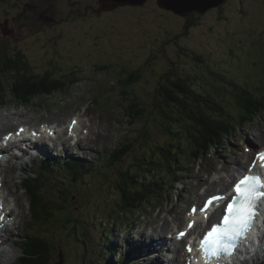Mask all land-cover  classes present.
Here are the masks:
<instances>
[{
    "label": "rangeland",
    "instance_id": "374dc122",
    "mask_svg": "<svg viewBox=\"0 0 264 264\" xmlns=\"http://www.w3.org/2000/svg\"><path fill=\"white\" fill-rule=\"evenodd\" d=\"M96 1L50 0L53 7L48 16L52 14L60 22L54 27L40 28L31 37L29 31H33L36 20L21 16L26 1L19 0L18 3V0H0V35L6 37L4 31L5 29L8 31L7 36L15 40L16 47L22 48L36 73L53 70L54 76L59 78L75 72L80 79L75 86L65 82L64 89L55 90L53 95L46 94L34 98L29 105L23 102H10L6 108L0 109V133L15 131L21 124H30L39 128L43 124L53 126L60 124L65 127L66 132L68 126L69 128L71 126L70 122L74 121L77 127L80 121L86 126L91 125L93 131L91 135L84 134L89 136L88 140H81L80 136H71L68 144L64 142L62 144L57 140V136H55V144L50 139L46 140L51 150L49 157L61 156L64 159L65 150L67 151L65 146L70 147V153L74 156L70 158L72 162L70 167L68 166L69 169L65 160L57 161L55 165L43 166V161L49 157L43 153L37 154L38 151L34 155L26 151L21 161H13L14 169L11 165L2 169L3 174L8 173L13 178L11 180L13 190L22 197L24 210L22 225L17 227V232L19 233L20 229L21 234L20 243L15 246L17 252L12 258V264L13 262L17 264L22 259L23 252L30 258V246L38 235L51 236L52 242L57 245L53 248L45 242L46 264H55L61 259L58 255L59 248L65 254L64 264H107V259L112 264H120L124 259L128 260L127 264H131L126 256H131L129 248L132 245L136 246L132 240L140 239L142 245L167 236L162 233L165 232L164 230L171 232L175 226L178 227L179 222H183L184 217L181 213H184L193 202L191 200L193 194L201 193L199 189L201 184H205L207 175L220 178L226 172L231 173L235 169L233 166L235 158L241 156V160H245L243 155L245 151L243 152L242 148L245 141L256 143L259 147L264 146V109L253 117H256L253 121H241L237 112H241L242 107L241 111H230L228 114L223 112L220 116L225 124H222L233 125L236 129L232 130V135L227 136L225 141H220L209 161H197L196 155L191 154L192 146L182 141L183 153L180 154L175 168L170 165L164 170L154 171L152 174H156V178L154 176H150L151 179H147V176L144 178L147 181L160 180L158 176L169 170L172 171L171 175L175 174L174 181L170 178H165L163 182L159 181L161 183L159 187L165 186L169 188L168 190L155 191L154 196L158 198L159 195L165 194V202L152 200L145 202L134 212L131 211L133 208L122 212L118 203L120 195L114 186L119 171L114 170V176L111 174L106 177L107 168L104 165L109 162L106 159H110L111 154L122 156L125 150L136 143L138 128L144 123L142 120L132 125L131 118L125 113L126 109L121 102L124 101L121 96L123 77L129 76L130 72L140 71V79L131 85L128 91L131 97L138 95L140 101L145 102L149 110L157 108L155 102H160V96L155 93V99L154 92L162 78L166 79L163 74L169 73L172 69L174 70L171 71L172 77L185 75L189 70L203 72L199 78L201 83L196 80L197 88L214 80L223 84L224 89L218 91L216 87H212L210 91L219 93L223 90L228 94L226 88H230L232 92L234 88L242 87L240 84H235L247 82L249 85L244 84L248 89L263 93L264 0H226L222 4V9L217 10L215 7L202 16L200 13H195L197 23L187 34L183 30L184 17L160 7L157 0H150L143 4L144 6H135L141 7V10L137 8L141 12L136 17L138 26L136 33L128 31L131 27L128 23L133 22L128 21L125 9L104 15H97L93 11L87 12L91 8L89 6L96 4ZM9 11L13 14L8 15ZM19 14L21 20L23 19L20 26L13 29V22L10 20L11 23L2 28L3 23L5 24L11 17L16 20ZM32 15L36 17L34 12ZM176 34L179 36L172 40L171 37ZM174 41H178L187 51L182 50ZM5 49L7 50L6 45L0 37V54ZM9 49L14 50L12 47ZM193 52L200 54L202 61L196 59L191 54ZM148 56L153 58L149 60ZM250 89L249 92L253 94ZM8 95L12 97L11 93ZM241 103L244 105L246 101ZM210 112L215 114L212 110ZM78 115L80 120H74ZM230 115L238 119H233ZM159 120L161 119L154 121L155 125L151 128L152 136L148 143L142 142V147L145 144L144 150H141L138 141L136 149L125 155L123 167L130 165L138 169L140 167L138 164L144 162L142 160L144 152L146 156H155L156 151H159L155 148L158 144L164 141L168 143L175 138L173 133H170L166 139L160 135L163 132L158 128L161 123ZM171 128L177 130V127L171 126ZM189 128V131L183 129L178 131L179 137L188 132L201 134L200 131H205L204 128L198 131L197 127L192 125ZM83 129L88 132V128ZM141 135L143 140L148 139L146 131H141ZM73 139L81 140L82 143L78 142L74 145ZM78 161L85 169L86 165H91L95 169L75 180L70 169L74 170L72 165L77 164ZM224 163L226 168H229L213 173V167L219 170L223 168ZM75 169L80 173L84 171L82 166H77ZM26 171L29 172L28 181L32 180L31 176L38 171L37 184L40 183V179L41 182L48 184L44 186L43 193L48 202L54 201L56 208L54 216L49 220L35 222L36 218L30 215L36 204L37 190L40 189L29 182H22L26 177ZM43 171L51 175H44ZM21 182L24 183L23 188L18 187ZM228 185L229 183L226 182L222 187ZM214 190V187L210 188V192ZM31 198L35 200L33 204ZM9 201L12 205H16L15 196L9 198ZM58 204L63 208L61 211L57 210ZM48 206L53 207L54 210L52 204ZM120 212L122 214H119ZM166 218L169 220L168 224L172 219L178 218V221L176 220L170 228H165ZM30 219L31 228L25 229L24 226ZM57 219L60 221L56 222ZM158 228L161 231L155 234ZM150 233L153 236H150ZM164 259H176V257L171 258V253H167ZM151 261L152 259L145 253L139 262L132 264L154 262Z\"/></svg>",
    "mask_w": 264,
    "mask_h": 264
},
{
    "label": "trees",
    "instance_id": "16d2710c",
    "mask_svg": "<svg viewBox=\"0 0 264 264\" xmlns=\"http://www.w3.org/2000/svg\"><path fill=\"white\" fill-rule=\"evenodd\" d=\"M149 1L150 0H147L145 3ZM222 6V4L217 6V10L222 9ZM89 7L91 8H89L87 12L93 11L97 15L112 14L118 10L120 11L121 9H125L126 15L129 19L127 20L129 22H133H127L131 26L128 31L136 33L138 28V26L136 25V17L141 12L137 8H140L141 10V7L126 5L120 6L116 9L104 10L99 13V0L96 1V4L90 5ZM210 10H213V8L209 9L208 11ZM195 13L198 12L193 11L187 16H182L185 19L183 30L186 34L197 23ZM203 14L200 13L201 16ZM177 36L179 35L176 34L173 36V38L171 37V39L175 40V37ZM0 37H2V42L6 45L7 50L10 47L14 49H9L8 51L5 49L3 53L1 52L0 54V105H5L9 97L8 93H11L12 95H15L19 98H24L27 102H30L35 97L46 94L52 95L55 90L64 89L65 82H68L73 86L80 82L79 76L76 75L75 72L68 75H62L59 78L54 76L55 73H53V70H47L44 73H36L32 63L26 59L22 48L16 47L17 45L15 44L16 42L14 41V39L10 38L9 36L3 37L2 35H0ZM174 42L182 50L187 51L179 44L178 41ZM142 48L143 47H141V50H143ZM191 54L195 56L196 59L202 61L200 54H198L197 52H193ZM151 58H153V56H151L150 58L148 56L149 60ZM195 68L199 70L198 67L195 66ZM171 71L174 70L172 69ZM171 71L169 73L163 74L166 79L162 78L159 86L154 92V96L155 93L160 96V102H155V106H157V108H151L152 110L147 109V105L144 104L145 102L140 101L141 98L138 95H132L131 97L130 91H128V88L140 79V71L136 70L130 72V75L127 77H123L121 81L123 85L121 89V96L124 100L121 102L122 106H124V108L126 109L125 113L132 120V125H135L137 122H141L142 120H144L143 126L141 128H138L136 143L132 146L128 145L130 146L129 149L125 150L122 156L121 154L118 156L114 154L110 159H106L109 162L104 165V167L107 168V173L105 175L106 177L110 176L111 174L114 176V170L118 169L119 171V176L116 178L114 186L120 195L118 203L122 212L127 211L128 208H133L131 211L134 212L139 209L145 202L157 199L164 200L162 197L158 198V196H154V194L156 195L155 191L156 189H159L161 192L164 189L165 191L168 190L169 188H166L165 186L163 188H160V182H163L165 178H170L173 181L176 180L175 174L171 175L170 172L172 171L169 170V172L166 171L165 174H160L158 176L159 178H161L160 180L155 179L147 181L144 180V178L145 176H147V179H151L150 176H154L156 178V174H152L154 171L164 170L170 165L175 168L180 154L182 155L183 153V146L181 145L182 141H184V144L192 146L191 154L196 155L197 161H207L208 159H210L209 151L212 150L213 147L218 148L217 145L220 144V141H225V138H227V136L232 135V130L236 129L233 125H223L225 123L220 114H222L223 112H227L225 114H228L230 111H241L242 107L243 110L241 112H237L241 117V121H253L256 118L253 117L257 114H260L264 109V93L260 94L254 92V89L249 88L251 92L253 91V94H251L248 87L246 86L249 85L247 82H244L246 85L243 82H238L235 85L240 84L242 87H240L239 89L234 88L232 92H230V88H226L225 91L228 94L224 93L223 90L218 93L219 89H224V86L223 84H219L214 80L213 82L211 81L210 83H206V85L202 84V87L199 88L195 86L196 80L198 83H201V80L199 78L203 72L197 70H189V72H186L185 75L179 74L175 75V77H172ZM4 78H6L7 80ZM62 78L63 80H61ZM7 84L9 85V87H7ZM212 87H216L218 91H210ZM245 101L246 103L243 105V103L241 102ZM238 108H240V110ZM210 110L214 111L215 114H212ZM230 117H233V119L237 118L234 115H230ZM159 118L161 119L159 120L161 123L159 127L156 126V128L158 127L162 130L163 133H161L160 135H162V137H165L166 139L168 136H170V133H173L175 138L168 143L164 141L163 143L158 144L155 148H158L159 151H156L157 154L155 156H146L144 152L142 156L144 157L142 158L144 162L141 161L138 164L140 165L138 169L130 165L123 167L125 155L133 152L136 149V144L138 143V141H140V147H142V142H144L145 144L148 143V140L152 136L151 128L155 125L154 121ZM149 123H152V125H150ZM191 125L197 127L198 131L202 130L203 128L205 131H200L199 133L201 134L188 132L186 133L187 135L183 134L179 137L177 132L181 131L183 129V126L186 127L183 130L189 131V127ZM171 126L177 127V130H173ZM141 131H146L148 139H142ZM145 144L141 148L142 151L145 148ZM175 147L176 149H174ZM71 162L72 161H70L69 165L71 164ZM77 166H82L84 171L80 173V171L75 169V167ZM157 167L159 168L155 169ZM72 168L74 169H71V171L72 174H74L75 180H78L79 176L81 177L85 173H90L89 171H86V169H89L90 171L95 169L91 165H89V167H87L86 165L85 169L79 161L77 164H73ZM44 172L45 171H43L44 175H51L48 172ZM141 175H143V177H141ZM31 178L33 179L29 180V183L36 185L40 190H42V188L39 187V184H37L36 181L38 177L32 175ZM153 182H157V184H153ZM168 186L170 185L168 184ZM68 191L69 193L71 192L69 189ZM36 195L37 199L33 211L36 221L42 222L43 220H49L54 216V211L56 209L54 206V201L52 200L51 203L48 202L49 200L45 199V194L42 191L39 192V190H37ZM163 195L164 194H161V196ZM31 200L33 203L35 202L33 198H31ZM50 204L54 206V210L53 207L51 208L48 206ZM62 209V206L58 204L57 210L61 211ZM119 214L122 213L120 212ZM59 221L60 219H57L56 222ZM49 226L54 227V225L52 224H49ZM41 229H43V227H41ZM45 242H47L48 245L52 246L53 248H56V245L52 242L50 236L38 235L30 246L29 251H31V256L30 258H25V264H46L44 253L45 249L47 248V244ZM119 261H121V259ZM107 264L112 263L108 262ZM120 264H127V260H122Z\"/></svg>",
    "mask_w": 264,
    "mask_h": 264
},
{
    "label": "snow or ice",
    "instance_id": "6c2138e0",
    "mask_svg": "<svg viewBox=\"0 0 264 264\" xmlns=\"http://www.w3.org/2000/svg\"><path fill=\"white\" fill-rule=\"evenodd\" d=\"M256 159L264 167V151L258 152ZM234 193L230 203H227L222 223L213 225L201 241V249L208 258L234 254L238 241L246 237L253 227L258 206L264 200V174L256 171L255 163L252 170L235 183ZM217 199L224 198L213 196L208 199L207 204L211 205ZM188 226L191 227V224ZM179 235L183 237L185 233L181 232Z\"/></svg>",
    "mask_w": 264,
    "mask_h": 264
},
{
    "label": "bare ground",
    "instance_id": "6f19581e",
    "mask_svg": "<svg viewBox=\"0 0 264 264\" xmlns=\"http://www.w3.org/2000/svg\"><path fill=\"white\" fill-rule=\"evenodd\" d=\"M260 94H262V93H260ZM74 118L79 119L80 115H78V116H76ZM70 124L72 125L73 132H78L79 133L78 136H80L81 140H84V139L88 140L89 139V136L84 135V134L91 135L93 133V131L91 130V125L89 127V126H86L85 124H81V121H80L78 127H77L76 123L73 124L72 122H70ZM13 126H15V125H13ZM19 126H21V125H19ZM25 126H27L28 128H34V129H37V127H38V126L30 125V124H25ZM57 127H58V135H57L58 138H57V140L60 141L62 144H63V142L67 143V144L70 143L71 136H69L67 131L65 132V130H64L65 127L63 125H60V124H57ZM83 128H88V132H85ZM47 138H48V136L46 134L45 135L43 134L42 140H39V142L35 143V145L32 148L34 153L36 151H38L37 154L43 153L44 155H46L48 157L51 155V150H50L49 146L47 145V141H46ZM81 140L79 141L80 144L82 143ZM55 141H54V144L56 143ZM65 148L67 149V151L65 150L66 154H65L64 160L66 161L67 169H69V167H70L69 166V163H70V157H69L70 154H69V152H71V151H70V147L68 145H66ZM72 156H74V155H72ZM17 159L19 161L22 160L21 154H18ZM58 160L59 159L57 157L51 158V160H49V161H47L45 163V166L55 164V162H57ZM74 160H76V159H74ZM229 164L230 163H228V165ZM239 167L240 168H239V170H237V172H241L245 168L244 165H240ZM86 171H90V170L86 169ZM237 172H235L234 175H236ZM3 179H4L5 186H6L5 190H4V198H5L6 195H11V194L14 195L15 196V201H16V210L13 208L12 212L13 213L15 212V215L13 216V214H12V216L10 218L11 212H10L9 207L7 205H5V204L2 206V212L4 214V217L2 219V230L5 229L6 235H1V237H0V240H1L0 246L2 247V248H0V264H12L11 263L12 258L15 257L16 252H17V250L15 249L14 245L17 246L20 243V240L17 239V237H15V236H16V232H17V227L19 225H22L24 210H23L22 197L18 194L17 191L13 190V185L11 183V180L13 178L6 173L3 176ZM215 181L216 180H214L213 183H215ZM41 183H44V182H41ZM223 184H226V182H224ZM45 185H48V184H45ZM228 188H229V185L226 186L224 189L227 190ZM163 196L159 195V198L162 197L164 200L157 199V200L161 201L160 203H163L165 201V197H163ZM0 206H1V204H0ZM128 212H130V211H128ZM179 221H181L180 217H179ZM176 227L177 226H175V228ZM24 228H25V226H24ZM147 229L150 230L149 228H147ZM149 232H151V231H149ZM19 233H20V229H19ZM150 234H151L150 236H153L152 233H150ZM187 238H189V236ZM182 242H184V239H182L179 242L173 236L170 237V238H169L168 235L165 236V237H159L158 239L152 240L151 243H143L142 245H140V250L137 251V255L136 254H132V255H136L138 258H141V256H140L141 252L147 253L148 257L151 258L152 261H156V263L160 262V264H163V253H164V251H166L168 249H172V244H176V243L179 244V243H182ZM11 244H13V245L11 246ZM133 249H134V246L132 245L130 251H132ZM185 255H188V254L184 253L182 256H185ZM176 260H177V256H176V259H170V264H175ZM261 263H263V262L260 259H258V264H261ZM149 264H151V263H149Z\"/></svg>",
    "mask_w": 264,
    "mask_h": 264
},
{
    "label": "water",
    "instance_id": "95a60500",
    "mask_svg": "<svg viewBox=\"0 0 264 264\" xmlns=\"http://www.w3.org/2000/svg\"><path fill=\"white\" fill-rule=\"evenodd\" d=\"M146 1L147 0H99V13L104 10L116 9L120 6L126 5L142 6ZM225 1L226 0H157L160 7L172 10L174 13L181 16H187L193 11L201 14L206 13L209 9L217 7L223 4ZM49 21H52V19H49ZM4 34H6L5 31ZM9 103V100H7L5 103V108ZM59 255L61 259L55 264H64V253L61 252Z\"/></svg>",
    "mask_w": 264,
    "mask_h": 264
},
{
    "label": "flooded vegetation",
    "instance_id": "af4514ba",
    "mask_svg": "<svg viewBox=\"0 0 264 264\" xmlns=\"http://www.w3.org/2000/svg\"><path fill=\"white\" fill-rule=\"evenodd\" d=\"M25 1L26 2L24 3V12L22 13L21 16H23V18L25 19L32 20V18H35L36 20L33 31H29L31 34V37L36 32H38L40 28L54 27L60 22V20H58L54 15L51 14L48 16V13L51 11L53 7L50 0L49 1L48 0H25ZM18 3H19V0H18ZM33 12L36 17L32 15ZM12 14H13L12 11H9L8 15H12ZM21 16L19 14L16 20H14V18L11 17L5 22V24L3 23L2 28L7 27L8 24L11 23L10 20H12L13 22L12 27L13 29H16L18 26H20V24L23 21V19L21 20ZM49 19H52V21H49ZM5 32H6L5 35L7 36L8 31L6 29H5Z\"/></svg>",
    "mask_w": 264,
    "mask_h": 264
},
{
    "label": "clouds",
    "instance_id": "9594fccd",
    "mask_svg": "<svg viewBox=\"0 0 264 264\" xmlns=\"http://www.w3.org/2000/svg\"><path fill=\"white\" fill-rule=\"evenodd\" d=\"M44 73V72H43ZM75 86V85H74ZM12 95V94H11ZM53 95V94H52ZM41 96H46V95H41ZM38 97H40V96H38ZM35 98H37V97H35ZM34 99V98H33ZM32 99V100H33ZM8 100H9V102H18V103H20V102H23V103H25V105H29L31 102H32V100L30 101V102H27L24 98H19V97H17V96H15V95H12V97L10 98V97H8ZM22 126V129H23V127H27V126H25V124H21ZM28 128V127H27ZM16 129H18V127L16 128ZM30 130V129H29ZM68 130V129H67ZM7 164H9V163H7ZM7 164H6V166H7ZM4 175H5V173H4ZM3 175V176H4ZM33 175H35V174H33ZM28 178H29V176H28V174H27V172H26V178L24 179V182H29L28 181ZM40 181H41V179H40ZM44 182V181H43ZM44 186H45V182L44 183H42V185L40 186L41 188H42V190H39V192L40 191H42L43 192V188H44ZM55 245H56V243H55ZM56 247H57V245H56ZM57 262V261H56Z\"/></svg>",
    "mask_w": 264,
    "mask_h": 264
}]
</instances>
